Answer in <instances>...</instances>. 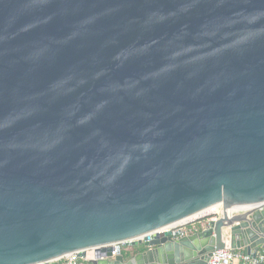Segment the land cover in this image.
<instances>
[{"label":"water","instance_id":"obj_1","mask_svg":"<svg viewBox=\"0 0 264 264\" xmlns=\"http://www.w3.org/2000/svg\"><path fill=\"white\" fill-rule=\"evenodd\" d=\"M225 246L264 250V0H0V264Z\"/></svg>","mask_w":264,"mask_h":264},{"label":"built area","instance_id":"obj_2","mask_svg":"<svg viewBox=\"0 0 264 264\" xmlns=\"http://www.w3.org/2000/svg\"><path fill=\"white\" fill-rule=\"evenodd\" d=\"M212 212L206 216L207 212ZM217 209H210L206 213L195 218L183 221L172 226V229L180 230L179 235H190L209 227L210 221L218 215ZM114 254V251L112 252ZM49 264H88L87 257H82L78 252L68 253ZM207 264H264V250L259 251L255 256H250L241 249H231L225 246L212 251Z\"/></svg>","mask_w":264,"mask_h":264},{"label":"crops","instance_id":"obj_3","mask_svg":"<svg viewBox=\"0 0 264 264\" xmlns=\"http://www.w3.org/2000/svg\"><path fill=\"white\" fill-rule=\"evenodd\" d=\"M122 251L127 252L128 254L132 255L133 253H136L140 250H142V245L137 246H122Z\"/></svg>","mask_w":264,"mask_h":264},{"label":"bare ground","instance_id":"obj_4","mask_svg":"<svg viewBox=\"0 0 264 264\" xmlns=\"http://www.w3.org/2000/svg\"><path fill=\"white\" fill-rule=\"evenodd\" d=\"M208 210H210V209L203 210L202 212H199V213H196V214H194V215H192V216H189V217L183 219L182 221H187V220H189V219L195 218V217H197V216H199V215H202V214L206 213V211H208ZM182 221H181V222H182Z\"/></svg>","mask_w":264,"mask_h":264},{"label":"rangeland","instance_id":"obj_5","mask_svg":"<svg viewBox=\"0 0 264 264\" xmlns=\"http://www.w3.org/2000/svg\"><path fill=\"white\" fill-rule=\"evenodd\" d=\"M212 214V212H207V214H205L206 216H209V215H211Z\"/></svg>","mask_w":264,"mask_h":264}]
</instances>
